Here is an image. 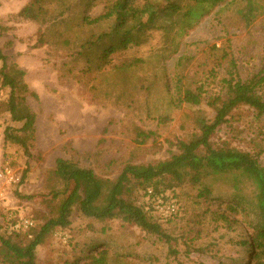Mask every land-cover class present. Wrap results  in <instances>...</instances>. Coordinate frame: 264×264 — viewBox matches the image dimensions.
<instances>
[{
  "label": "trees",
  "instance_id": "16d2710c",
  "mask_svg": "<svg viewBox=\"0 0 264 264\" xmlns=\"http://www.w3.org/2000/svg\"><path fill=\"white\" fill-rule=\"evenodd\" d=\"M53 1H57L58 6L51 10L48 5ZM98 1L78 0L76 5L71 4L72 7L85 6L76 24L67 14L72 7L66 5L65 0H31L19 15L44 25L49 22L47 18L53 16L54 29L48 27L40 34L38 42L51 46L53 53L66 58L64 69L68 75L81 73L88 77L87 90L95 98L124 107L132 141L136 145L158 144L157 137L161 133L134 122L138 102L133 96L122 103V94L144 90L152 95L160 82L167 91L165 99L155 107V101L151 106V99L148 98L144 112L157 118L159 123H167L172 117L169 111L181 109L183 120L180 127L186 138L172 143L177 151H173L168 158L141 168L126 165L115 182L100 176L94 167L83 165L80 156L58 158L53 174L64 183L63 189H53L52 200L59 199L58 203L50 215L42 214L45 218L43 222L33 223L28 228L16 230L10 227L14 222H8L10 233L0 232V241L7 249V255L10 253L22 259L24 264H39L38 247L56 229L69 227L74 211L103 223L119 219L172 243L173 237L163 223L178 216L179 208L172 217L164 218L155 212L154 207L148 209L146 204L140 205L135 200L122 197L121 187L131 173L135 178L154 181L156 192L165 191V188H158L156 179L177 175L184 165L191 164L198 169L192 181L202 185L211 199L225 198V206L217 207L222 209H206L213 228L217 231L226 228L229 233L218 249L216 264H264V164L259 157L247 151L234 149L225 153L211 147L217 130L241 106L252 108L258 116L264 114V96L259 91L264 77L246 79L242 76L230 39L222 46L213 45L203 61H198L196 54L184 52L176 58L174 67L169 69L168 65L174 57L171 50L180 51L184 39L207 17L224 6L235 4L236 12L247 25H251L263 11L259 0H106L103 13L97 16L86 13ZM86 28L89 31L83 33ZM155 33L161 37L159 44L151 45V51L146 55H138L143 46L152 42ZM116 58L119 60L114 63ZM0 59L3 62L0 68V118L4 126V140L24 147L30 156L33 143L28 142L22 132L36 120L37 115L28 103V96L37 94L30 88L24 70L15 76L8 73V58L1 48ZM211 62L214 67L207 68L206 65ZM205 71H209L210 75L204 80L201 74ZM220 74L222 91L210 94L206 89L208 80H215ZM205 101L213 109V117L194 108ZM165 104L169 109L167 112L162 111ZM16 123L21 125L16 126ZM28 172L29 165L14 189L19 198H32V195L23 194L18 189ZM221 177H229L235 184V191L228 196L213 195L214 191L208 183L211 178L217 180ZM247 181L253 187L249 195L240 192V184ZM104 185L110 191L107 200L102 199ZM12 236H17L20 243L11 242L9 237ZM98 244L104 246L108 243L98 241L90 248Z\"/></svg>",
  "mask_w": 264,
  "mask_h": 264
},
{
  "label": "rangeland",
  "instance_id": "374dc122",
  "mask_svg": "<svg viewBox=\"0 0 264 264\" xmlns=\"http://www.w3.org/2000/svg\"><path fill=\"white\" fill-rule=\"evenodd\" d=\"M30 1L0 0V48L8 58V73L15 76L24 70L30 88L37 94L28 96V103L37 115L36 120L22 132L27 141L33 143L30 156L24 147L7 143L0 136L1 154L4 153L10 159L17 173L23 176L29 165L25 181L18 189L23 194L32 195V198H19L14 192L16 185L5 190L4 197L0 198V232L5 234L10 233V227L16 223H23L21 226L25 228L23 225L26 220L41 223L45 219L42 214L50 215L59 201L52 200L53 189L61 190L64 186L53 174L58 158L80 156L83 165L94 167L100 176L115 182L123 174L126 165L141 168L168 158L173 151H177L172 143H176L179 138H186V133L180 127L183 120L181 109L169 111L165 104L162 111H169L172 116L167 123H159L157 118L144 112L148 98L151 99V106L155 101V107L165 99L167 91L163 82H160L152 95L144 90L122 94V103L133 96L138 102L134 122L161 133L157 137L158 144L149 142L136 145L132 141L124 107L95 98L88 91V77L81 73L68 75L64 69L66 58L53 53L51 46L38 42L40 34L48 27L54 29L55 24H52L53 16L47 18L49 22L45 25L20 16L19 12ZM105 1H98L86 13L91 16L103 13ZM77 2L65 0L69 6ZM259 2L262 14L251 25H247L236 12L235 4L224 6L207 17L184 39L180 51L171 50L174 57L168 62L169 69L174 67L176 58L184 52L196 54L197 60L203 61L207 50L213 45L222 46L230 39L242 76L246 79L264 77V0ZM57 6V1L48 5L51 10ZM84 9V5L73 6L67 14L76 24ZM88 31L86 28L83 33ZM160 41V35L155 33L152 42L143 46L138 55H146L151 51V45L159 44ZM117 58L114 63L119 60ZM2 65L0 59V68ZM206 67H214L213 62ZM208 73L203 72L201 77L205 80L210 75ZM220 77L221 74L215 80L209 78L206 89L210 94L222 91ZM259 91L264 96V82ZM194 108L209 117L214 116L213 109L206 101ZM15 125L20 126L21 123ZM211 147L225 153L234 149L247 151L259 157L264 164V114L258 116L252 108L241 106L217 130ZM197 171L194 165L186 164L179 174L156 179L159 182L158 188H165L164 192L175 194L178 200V216L163 223L173 237L172 243L119 219L103 223L82 215L80 211H74L71 225L56 229L38 247L39 264H216L218 249L229 237V233L226 228L222 231L213 228L206 209H222L217 207L225 206V198L211 199L202 185H196L192 177ZM214 179L208 180L213 195L224 197L235 191V184L229 177ZM153 186L154 181L138 179L130 173L123 181L122 197L135 200L140 205L146 204L148 209L153 208L146 195V191ZM252 191L253 187L248 181L240 184L241 193L249 195ZM109 196L110 191L104 185L102 199L107 200ZM8 222L14 224L8 227ZM9 238L13 243H20L17 236ZM98 241L108 244L90 248V245ZM7 252L0 241V264H24L25 261L10 253L7 255Z\"/></svg>",
  "mask_w": 264,
  "mask_h": 264
},
{
  "label": "built area",
  "instance_id": "2783aa9c",
  "mask_svg": "<svg viewBox=\"0 0 264 264\" xmlns=\"http://www.w3.org/2000/svg\"><path fill=\"white\" fill-rule=\"evenodd\" d=\"M0 136L4 138V126L1 118ZM21 179L22 175L18 174L15 168L11 165L10 159L8 157L6 158L4 153L1 154L0 151V198L4 197L7 188H11L12 185L20 183ZM147 198L157 213L164 218H170L178 211V201L175 195L171 192H156L153 188H150L147 191ZM22 224L16 223L13 228L21 230L23 228L21 226ZM32 225V221L26 220L23 226L28 228Z\"/></svg>",
  "mask_w": 264,
  "mask_h": 264
}]
</instances>
